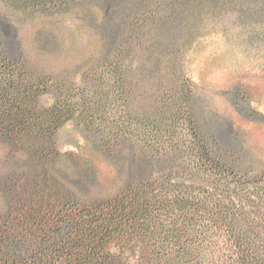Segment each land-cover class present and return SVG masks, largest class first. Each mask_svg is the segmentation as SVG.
<instances>
[{
    "label": "trees",
    "instance_id": "obj_1",
    "mask_svg": "<svg viewBox=\"0 0 264 264\" xmlns=\"http://www.w3.org/2000/svg\"><path fill=\"white\" fill-rule=\"evenodd\" d=\"M98 2L103 55L80 83L13 59L0 19V143L25 152L0 176V264H264V173L219 142L176 69L149 61L206 18L264 39V0ZM70 121L86 147L61 154ZM92 154L113 164L116 193H97Z\"/></svg>",
    "mask_w": 264,
    "mask_h": 264
},
{
    "label": "rangeland",
    "instance_id": "obj_2",
    "mask_svg": "<svg viewBox=\"0 0 264 264\" xmlns=\"http://www.w3.org/2000/svg\"><path fill=\"white\" fill-rule=\"evenodd\" d=\"M0 0V19L11 38L13 59L23 58L44 76L81 75L95 67L103 55L99 21L104 10L98 0ZM257 27L203 19L190 24L178 39V53L155 54L161 75L176 69L187 82L202 117L214 125L219 142L239 152L255 172L264 173V39ZM136 98V105L143 102ZM46 105L54 97H43ZM85 131L73 122L55 135L61 153H78L86 147ZM25 156L16 147L0 143V176ZM98 167L97 193L117 192L119 177L113 164L92 154ZM63 162V159L60 160ZM64 163V162H63ZM5 195L0 189V208Z\"/></svg>",
    "mask_w": 264,
    "mask_h": 264
}]
</instances>
